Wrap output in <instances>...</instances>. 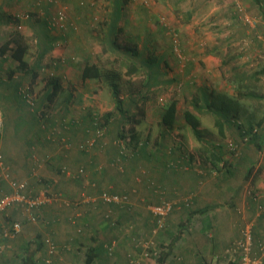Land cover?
Listing matches in <instances>:
<instances>
[{
  "label": "rangeland",
  "instance_id": "1",
  "mask_svg": "<svg viewBox=\"0 0 264 264\" xmlns=\"http://www.w3.org/2000/svg\"><path fill=\"white\" fill-rule=\"evenodd\" d=\"M261 1L259 7V1L253 4V0H125L116 28L123 30L113 38L115 34L109 31V22L114 0H0V90L7 89L2 83L4 80L13 81L24 90L22 94L15 92V99L9 101L11 108L16 105L17 110L1 109L0 128L10 131L6 123L11 116L15 118L14 112L16 119L24 115L27 121L44 109L47 116L40 118L46 119L47 132L56 128L59 136H63L64 129L72 131L74 126L81 132L75 140L65 134L63 142L51 133L46 145L54 152L76 150L78 154H85L99 150L103 156L112 154L108 165L102 164L99 169L103 172L104 165L109 166L111 181L90 180L83 161L72 159L71 163L55 161L49 165L45 157L44 165L53 173H37L38 183L30 191L24 189L31 195L43 192L59 195L56 202L52 200L51 203L56 207L63 197L72 203L94 201L71 207L74 215L86 207L95 222L85 229L84 224L88 222L85 220L82 224L79 218H83L82 215H76L79 217L75 223L70 220L77 233L85 231L93 237H87L88 243L79 242L82 245L79 248L75 244L69 247L66 242L63 244L65 251L78 250L80 256L75 262L84 261L83 251L89 243L99 239L100 232L108 230L119 234L102 240L101 245L113 239L119 246L130 244L139 252L137 244L148 239L153 244V254L149 257L155 260L157 248L168 246V240L187 232L185 227L190 217L195 226L204 224L200 222L201 218L217 214L225 219L215 223L220 231L227 230L230 225L226 231L228 235L224 233L227 236L225 248L229 253V257L225 253L226 257L228 261L231 258L235 264H241L239 249H232L240 240L242 230L251 227L254 232L256 224H264V220H260L264 217V140H261L264 132V10L261 7L264 0ZM19 34L28 45L23 56L25 65H20L11 56L15 48L13 42L6 47V42ZM76 39L79 47L73 43ZM112 39L122 46H130L132 40L139 54L126 57L123 51L111 49ZM2 48H6L4 53ZM150 59L156 72L153 78L143 64V60ZM86 61H99L115 76L117 89L114 94L113 86L104 81H98L104 85L102 91L94 93L95 81L81 78L80 66ZM132 65L136 67L134 73L128 72ZM8 70L18 75L6 79ZM239 79H242L243 87L237 85ZM54 80L61 83V88L49 100L46 93ZM174 99L177 103L176 123L168 129L160 125V113ZM3 101L1 105L6 106L7 101ZM234 105L237 112L227 114L224 109ZM120 109L128 111L124 117L119 116ZM186 109L199 118V137L184 120ZM107 112L111 113L109 118L113 124L105 121ZM223 113L229 116L231 123L219 116ZM16 119L15 128H27L26 121L19 120L18 123ZM217 120L221 123L222 133ZM72 121L74 125L70 127ZM98 123L102 129L96 128ZM248 123L257 128L256 135L242 133ZM38 125L32 127L30 140H24L30 153L33 152V141L45 145L41 140L45 133L36 134ZM10 138L0 139V156L4 164L3 150L6 147L7 152L11 151L15 141L20 140L9 141ZM175 156L179 158L177 161L173 159ZM154 164L168 171L167 176L158 177ZM79 167L81 175L74 176L73 172L80 170ZM248 168L249 173H246ZM186 169L193 173L191 188L186 191L174 189L171 173L184 175ZM10 175L15 178L11 171ZM124 175L128 181L122 178ZM103 193L120 195L125 200L102 201ZM3 195L5 192L0 183V197ZM49 203L35 210V222L26 221L27 211L16 206L0 213V259H7V264H17L29 251L37 249L34 259L42 258L43 262L46 250L42 239L48 234L35 229L32 234L37 235L38 244L29 242L24 234L31 233L33 226L42 225L44 217L39 210L51 205ZM164 203H169L171 209L163 227L154 232L156 221L152 208ZM77 206L80 208L75 209ZM229 215L233 218L228 223L226 217ZM113 217H116L115 224ZM16 219L24 221L21 224ZM13 222H19L22 229L13 238H2L1 229L3 232V227ZM123 232L129 233V239L120 237ZM206 234L207 237L200 236L201 239L213 241L209 232ZM257 234L253 237L250 257H256L259 264H263L264 252L260 247L264 246V230ZM203 241V245L207 244ZM257 241L261 243L259 246ZM201 258L197 263L210 264Z\"/></svg>",
  "mask_w": 264,
  "mask_h": 264
},
{
  "label": "crops",
  "instance_id": "2",
  "mask_svg": "<svg viewBox=\"0 0 264 264\" xmlns=\"http://www.w3.org/2000/svg\"><path fill=\"white\" fill-rule=\"evenodd\" d=\"M254 1H256V3L258 1L260 2V4L258 2V6L262 5L261 0H253V2H252L253 4L255 3ZM261 10H264V6L261 7ZM109 25H110V23H109ZM110 29L111 28L109 27V31H110ZM72 42L73 41H70V43H72ZM73 43L75 44V47H79L77 39ZM130 45H131V43H130ZM123 47L124 46H122V48ZM122 48L120 46V50L124 51V49H122ZM75 49H74V51H75ZM136 49H137V47H136ZM138 52H140V51H138ZM90 62H94V63L99 64V61L98 62L90 61ZM84 64H85V62L82 63V65L80 66V76H81L82 67ZM13 73H14L13 70H8L6 73L7 76L5 78L7 79V77H10V75H11V77L12 76L15 77L16 75H18L16 73L15 74H13ZM85 80H89V79H85ZM92 81H95L94 83L96 84V89H94V93H100L104 87V85L102 83L98 82L101 80H92ZM2 83H4L6 85L5 87L7 89H5V91L0 90V99H1L0 100V112L1 113H2L1 109H4V108L12 109L13 108V106L11 108V106L9 105V103H10L9 101L12 98L15 99V97H14L15 92L14 91H15V86H16V83H14L13 81L4 80V81H2ZM101 85H103V86L101 87ZM0 88H2V87H0ZM3 99H5V101H7V103H8V104L6 103L7 104L6 106L1 105V103H4ZM14 107L15 108H13V109L17 110L16 105H14ZM14 114H15V118L13 116H11V119H9V121L6 123V124H8L10 131H8L7 129L5 130V129L0 128V139L2 141H4L8 138V136H11L9 141L10 140L14 141V140L20 139L18 142L15 141V145H13V147H11V151L7 152L6 147L3 151L5 154V160H6L5 164L7 165L9 171H11L12 175H14L17 180H19L20 182H22L24 184L23 190L25 189V190L30 191V189L33 187V185L38 183L37 182L38 178L37 179L35 178V177H37L36 176L37 173L41 174V175H49L50 173H53L52 171H50V169H49L50 167H47L46 165H44L45 164V162H44L45 157H46V161L49 162V165L54 163L55 161H60V162L67 161V160L69 162L70 161L71 162L83 161L82 163L86 165L87 171L90 175L89 176L90 180L92 179L95 181L98 179L99 180L103 179L104 181L105 180L111 181L110 177L112 175V171L108 168L109 166L105 167V165L106 166L108 165V162H107L108 158L111 157L112 154H110V155L105 154L103 156L102 152H99V150H96L93 153L91 152V153H85V154H78V153H76V150H73V152L69 151L67 153L54 152V150L52 148H49L46 145V143L48 142V139L51 137L50 135L53 131L52 130L50 133L46 131V125H45L46 119H44L45 121H43V118H40L41 116L38 112H37V114L34 113L32 117H29V119L27 121L23 118L24 115H22L21 118L16 119L17 113L14 112ZM119 116H121V115H119ZM14 119H16V121L18 123H19V120H20V122L26 121V123H28L27 128H24V127H23V129L18 128V127L15 128ZM83 120H85L84 117H83ZM18 123H16V124L18 125ZM38 123L40 124V126L38 125L39 132H37L36 134L40 133V135H41V134L45 133V135H43V137L41 138L42 142H45L44 143L45 145L42 144L40 146V144L36 143V141H33V145H31L33 148V152L30 153V149H28L26 141H24V140L26 138L28 140H30L29 137H32L31 136L32 135V132H31L32 127H34V125L38 124ZM41 123H43V124L41 125ZM71 123L72 124L69 123L70 127H72L74 125L73 121ZM30 125H32L31 129H30ZM51 126H53V125H51ZM77 128H78L77 126H74L73 130L68 131V132H66L64 129L63 134L64 135L66 134L70 139L75 140V138L80 136V133H81L80 131L77 130ZM47 130H50V128H48ZM57 130H59V129H57ZM57 130L55 132V136L59 135V133H60ZM4 133L7 135L6 137H5V135L3 136ZM46 133H47V135H46ZM63 136L60 135V136H57V138L58 139L60 138V140H62V142H63V140H66V138ZM31 139H33V138H31ZM92 143H93V141H92ZM65 146H67V145H65ZM9 153H12V154H9ZM8 154H9V156H8ZM175 157H173V159H176L175 161H177L179 158L178 157L175 158ZM72 159H73V161H72ZM106 162H107V164H106ZM41 164H43V165H41ZM102 164H105L103 167L104 168L103 172H101V171L99 172V169L102 167ZM154 166H155L156 175L158 177L160 175L163 176V175L168 174L167 173L168 171H163L162 168L158 167L156 164H154ZM79 168H81V167H79ZM62 169H63V167H62ZM157 170H159V171H157ZM66 173H68L66 175L70 174L69 172H66ZM73 173H74L73 174L74 176L81 175L79 169H76V171H74ZM183 173H184V175L177 173V172L174 174L171 173V176L172 175L174 176V178H172L171 185L174 189H178L179 191H186L187 189H190L191 185H192L191 182L193 180V173L188 169L184 170ZM93 177L95 179H93ZM112 178H115V176H112ZM122 178L127 179V181H128V177L126 175H124ZM181 179H183V180H181ZM0 180H1L0 183H1L2 191H4L5 193L10 192L12 189L9 186L8 180L7 179L3 180V177L1 176V171H0ZM164 180H166V179H164ZM26 184H29L30 187H28V185L26 187ZM92 185H95V183H92ZM65 200H67V198L63 197V199H61L62 202L57 203L58 207H56L54 204H51L55 200L50 201L49 204H51V205L43 206L39 210V212L41 214L43 212L44 219H43L42 225L40 227L33 226L31 229V233L30 232L28 233V231H27V233H25L24 236L27 235V237L29 238L28 239L29 242L31 241L32 243L38 244V237L36 234L33 235L32 232L35 229L39 228V229H37V232H39L40 229L43 230L44 234L49 235V236L46 235L45 238L46 237L50 238V240L54 243V245L56 247L55 253H53L51 255V264L53 263V261H55V264H82L84 261H81L78 263L75 262V260L80 256L78 250L73 248L71 251H65V248H63V244L66 242L67 247H69V245L71 246V245L75 244L76 247L79 248V247H82V245L79 242L88 243L87 237H89L90 235L88 236L86 233H84L85 231L82 233H77V231L73 230L72 225H70V220H72L71 223H75L76 219L79 217L76 215H79V214L82 215L83 218L79 217L82 224H84L85 220H87V222H88V223L84 224L86 226H84L83 228H85L90 223L95 224L94 216L90 215V214H92V212L87 211L86 207H84L80 212H77L76 215H74V210L71 207L75 206L77 204H80V203H84V202L85 203L87 202L88 204H92V202H94V201H74L72 203L71 201H65ZM173 201H177V200H173ZM9 208H11V207H9ZM79 208H80V206H77L75 209H79ZM85 213H87V214H85ZM86 215H87V219L85 218ZM195 215H201V214H195ZM105 216L107 217L108 215L105 214ZM187 218L189 219V217H187ZM223 218H224V216H220L217 214H214L213 216L207 215L206 218L200 219L201 220L200 222H202L204 224L194 226L191 224L192 221H191V217H190L189 222L185 227L187 229V232L185 234L182 233V235L180 237H178L177 239H174L172 241L168 240L166 242L169 245V251H168L166 258L164 260V264H199L197 262H201L200 261V259H202L201 257H203L204 259H207L208 263H210V264H235V260L229 258V261H228V258L226 257V254L228 256L229 253L226 252L225 247L227 245V243H226L227 239L225 237H227L226 231L230 228V225H228L227 230L224 228L223 231H220L215 224L218 220H222V221L225 220ZM232 218H233V216H231V215L226 217V220H228V223L232 222ZM16 220L20 221L21 224H22V221H24L22 219H16ZM25 220L28 221L27 216L25 217ZM260 220H264V217H261ZM235 221H236V219H233V222H235ZM112 222L114 224L116 223V217L112 218ZM202 225H203V227H202ZM99 226H101V225H99ZM4 227H6V225ZM21 227H22V225H21ZM93 227H94V225L91 226L90 229H92ZM204 228H208V229L204 230ZM77 230L80 231L81 229L78 228ZM263 230H264V224L263 223H259V224L255 225V231L254 232H255L256 236L258 235L257 233L263 232ZM206 232H209V236L211 238L213 237V241H209V239H207L206 241H203L205 236L207 237ZM210 232H212V233H210ZM100 233L101 234H99V236H100L99 239H94L93 242H90L89 245L87 246V248L88 247H94L95 250L97 249L99 251V252H97L98 255L95 257L94 262L92 264H127V261L130 258L136 259L139 262L138 264H154V262L156 264V261L152 257H145L142 255L140 247H139L140 246L139 243L137 244L138 248H139V252H137L133 247H131L130 244H128V246H127L124 243L123 244L121 243L123 246H119L118 243H116V241L113 239H112V241H109V242L106 241L103 243V245H101L102 240L111 239V238L117 236L119 233L114 232L112 230H108L106 232H100ZM114 233H116V234H114ZM224 233H226V234H224ZM128 234H125L123 232L120 234V237L121 238L125 237L126 239H129ZM200 236H204V238L201 239ZM1 237L2 238H13V237L6 236L4 234V232H2V229H1ZM45 238L43 236V239H42L43 244L45 245V250H46L45 254H44L45 256L43 258L44 263H45V259L48 257L47 246L44 243ZM89 238L93 239V237H89ZM130 239H133V237H130ZM201 241L206 242L207 244L203 245ZM104 245H105V247H104ZM107 245L113 246V250L111 251V253H109L108 250L106 249ZM154 247H155V245H154ZM222 248L225 249V252ZM85 250L83 251V253L85 252ZM157 250H159V249L157 248ZM164 250H167V248L162 249L163 252H164ZM36 251H37V249H32V252L29 251L28 255H25L22 257V260L25 257V259L28 261L30 259H32L31 264H43V262H41L42 258L39 259L38 261H35L34 255L37 254ZM81 251H82V249H81ZM219 252H221V253H219ZM217 253L221 254V255H218ZM221 257H224V258H221ZM7 263H8L7 259H0V264H7ZM23 263H24V261H21L17 264H23Z\"/></svg>",
  "mask_w": 264,
  "mask_h": 264
},
{
  "label": "trees",
  "instance_id": "3",
  "mask_svg": "<svg viewBox=\"0 0 264 264\" xmlns=\"http://www.w3.org/2000/svg\"><path fill=\"white\" fill-rule=\"evenodd\" d=\"M124 2H125V0H114L113 14H112L111 21L109 22L110 23L109 27L111 28L110 32L115 34L113 36V38H116L117 35L119 34V31L123 30L122 27H118V30L116 28H117L118 19L120 18L121 8H122V5H123ZM22 39H23V37L20 34L16 35L14 38H12V40L10 39L9 41L6 42V47L9 46V44L11 42H13L15 44V48L12 49L11 56L20 65H25L26 61L23 59V56H24V54H25V52H26V50L28 48V45ZM111 41L113 43V45L111 44V49L116 48V49L120 50V46L122 48V45H120V44L118 45L117 42H115L114 39H112ZM129 42L131 43L130 46L129 45H124V47L122 48V49H124V51H123L124 55L126 57H129V56L130 57H135V55H137V53L139 54V52L135 48V43H132V40H130ZM5 50H6V48H2L1 52L4 53ZM113 50H115V49H113ZM42 55L43 54H41L40 57H42ZM133 62L135 63L134 60H133ZM143 62H144L143 64L146 66L147 70L150 72V74H149L150 78L151 77L153 78L156 75V72L154 71L153 66L151 64V59L150 60H143ZM38 64H39V62H38ZM135 71H136V67H135V65H132V67H130L128 72L134 73ZM237 74H238V70L235 69V75H237ZM33 76L35 77V73L33 74ZM106 77H107V80H105ZM81 78L83 80L89 79V80H101V81H104V82L108 83L110 86L111 85L113 86L112 92L117 89L116 88L117 84L115 82V79H116L115 76L110 74V71H108V70L106 71V69L103 68L98 63L86 61L85 64L83 65V67H82ZM235 79H237V77ZM236 83H237V85L239 87H241L242 86V79H239L238 82H236ZM52 84L53 85L51 86V88L49 90H47V93H46V97L49 100H51L56 95L58 89L61 88V83L59 81L54 80L52 82ZM22 91H24V90L22 88L18 87V85L15 86V91L14 92H16L17 94L18 93L22 94ZM238 92H240V91H238ZM114 93L115 92H113V94ZM242 94H245V92L242 93ZM124 110H127V108H125ZM124 110L120 109L119 110L120 111L119 115L124 117V114H126V112H128V111H124ZM218 110L221 111L220 109H218ZM224 110L226 112H228L227 114H230L229 112H231V114L233 115L234 112L235 111L237 112L238 109L234 105V106L226 107ZM221 112H224V111H221ZM39 114H40V116H43L44 118L47 116V112H45L44 109L42 111H39ZM176 114H177V103H176V100L174 99L160 113V119H159L160 125H162L165 128H168V129L173 128L174 124L176 123ZM225 114L226 113H223L222 115L219 114V116L221 118L223 117L222 118L223 121L231 123V119L229 118L228 115H225ZM109 116H111L110 112L105 113V121L108 120V123H110V120H111L109 118ZM183 117H184L185 122L188 125H190V127L192 128V130L196 134V136L199 137V134H200V131L198 129L199 124H200L199 118L195 114H193L190 110H187V109L183 112ZM216 123L219 125L220 133H222L223 129H222L220 121L217 120ZM45 124H46V121H45ZM62 128H63V126H62ZM96 128L102 129V126L100 127V125L98 123V124H96ZM55 130H56V128L52 131V133L55 134ZM96 130H98V129H96ZM249 132H252L251 134H255V135H256V132H257V128L255 126H253L252 124H250V123H248V127H247L246 131L242 130V133H249ZM120 138L121 139L123 138V133L120 135ZM261 140H264V132H263ZM116 142H117L118 145H120L119 140H117ZM248 170H249V168L247 169L246 173H249ZM251 234H252V244H253L254 243L253 237L256 236V235H255V232H252V231H251ZM260 244L261 243L260 242L258 243V241H257L256 245L259 246ZM161 248L162 249H164V248L166 249L167 248V250H164V252H163ZM158 249L159 250L156 253V259H155L156 264H164V260L166 258V255H167L168 251H169V245L166 246V247H160ZM97 252H99V251L97 249L95 250L94 247H88L86 249L85 253H84L85 258H84V262L82 264H92L94 262L95 257L98 255ZM47 254H48V251H47ZM22 261H24L23 264H31L32 263L31 262L32 259H30L28 261V260L25 259V257H24V259Z\"/></svg>",
  "mask_w": 264,
  "mask_h": 264
},
{
  "label": "built area",
  "instance_id": "4",
  "mask_svg": "<svg viewBox=\"0 0 264 264\" xmlns=\"http://www.w3.org/2000/svg\"><path fill=\"white\" fill-rule=\"evenodd\" d=\"M0 171L3 179L8 180L9 186L12 189L10 192H7L5 193V195L0 197V213H2L5 209H7L10 206H16L20 209H24L27 211V220L29 222H35L37 218L35 210L38 209L41 205L57 199L56 194H48L43 192L37 195H31L26 193L23 190L24 184L20 183V181H18L17 179H15L13 176L10 175V171L8 167L5 166L1 156H0ZM81 172L82 169H80V173ZM101 199L103 201H108V202H116V201L119 202L120 200L121 201L125 200L123 196L116 194L109 195L107 193H103ZM170 209H171V205L169 203H164L160 206H155L152 208V212L156 221V227L153 230L154 232H156L157 229L163 227L165 216L169 213ZM250 228L245 227L242 230L240 240L236 243L234 249H232L233 251L239 249V253L242 254L241 264H259V260H257L256 257H250V253L252 249V234ZM20 230H21V224L19 222H13L8 227H4L3 232L6 236H12L18 233ZM44 243L46 244L48 251L47 254L48 257L45 259V263L49 264L51 263V255L55 253L56 247L48 237L44 239ZM139 245L143 256L149 257L153 254L152 253L153 244L148 239L142 241L141 244L139 243ZM106 247L108 252L111 253V251L113 250V246L107 245ZM260 249L264 252V246L260 247ZM127 264H138V261L134 258H130L127 261Z\"/></svg>",
  "mask_w": 264,
  "mask_h": 264
},
{
  "label": "bare ground",
  "instance_id": "5",
  "mask_svg": "<svg viewBox=\"0 0 264 264\" xmlns=\"http://www.w3.org/2000/svg\"><path fill=\"white\" fill-rule=\"evenodd\" d=\"M97 132L99 133V130H97ZM81 169V168H80ZM17 234V233H16ZM16 234L15 235H12V236H9V237H14V236H16Z\"/></svg>",
  "mask_w": 264,
  "mask_h": 264
}]
</instances>
